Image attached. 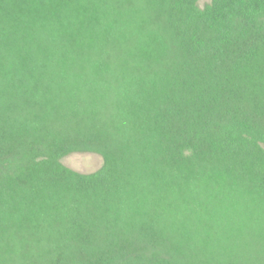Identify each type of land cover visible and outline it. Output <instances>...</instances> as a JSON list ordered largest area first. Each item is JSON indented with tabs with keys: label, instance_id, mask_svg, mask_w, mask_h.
Here are the masks:
<instances>
[{
	"label": "trees",
	"instance_id": "trees-1",
	"mask_svg": "<svg viewBox=\"0 0 264 264\" xmlns=\"http://www.w3.org/2000/svg\"><path fill=\"white\" fill-rule=\"evenodd\" d=\"M198 2L0 0V264H264V0Z\"/></svg>",
	"mask_w": 264,
	"mask_h": 264
},
{
	"label": "rangeland",
	"instance_id": "rangeland-1",
	"mask_svg": "<svg viewBox=\"0 0 264 264\" xmlns=\"http://www.w3.org/2000/svg\"><path fill=\"white\" fill-rule=\"evenodd\" d=\"M201 7L211 0H198ZM63 163L71 169L82 173H92L103 165V157L96 152H73L63 158Z\"/></svg>",
	"mask_w": 264,
	"mask_h": 264
}]
</instances>
